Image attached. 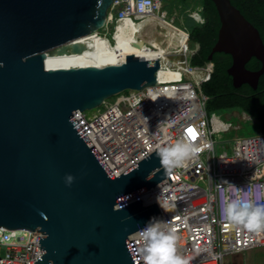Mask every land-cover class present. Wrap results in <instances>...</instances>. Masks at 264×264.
I'll return each instance as SVG.
<instances>
[{
	"label": "water",
	"instance_id": "95a60500",
	"mask_svg": "<svg viewBox=\"0 0 264 264\" xmlns=\"http://www.w3.org/2000/svg\"><path fill=\"white\" fill-rule=\"evenodd\" d=\"M114 1L0 0V227L42 234L34 264H138L128 236L161 219L139 195L171 173L158 151L114 175L74 116L156 85L159 60L128 53L100 66L45 64L47 55L81 52L78 38L104 27ZM212 2L220 26L208 59L229 54L233 86L256 88L264 70L258 30L230 0ZM251 57L259 69L245 67Z\"/></svg>",
	"mask_w": 264,
	"mask_h": 264
},
{
	"label": "built area",
	"instance_id": "2783aa9c",
	"mask_svg": "<svg viewBox=\"0 0 264 264\" xmlns=\"http://www.w3.org/2000/svg\"><path fill=\"white\" fill-rule=\"evenodd\" d=\"M164 1L115 0L110 6L113 9L110 22L136 19L153 12L172 23L173 16L160 12ZM200 10L198 18L190 15L196 22H202ZM179 28L186 33L184 52L191 51L190 60L198 45L189 47L187 30ZM189 60L190 69H206L199 81L194 78L159 80V69L156 85L140 91L120 92L104 100L95 111L89 114L86 110L75 111L74 116L114 175L155 149L159 151L160 147L180 142L200 148L199 152L190 153L179 164L169 167L171 173L167 177L139 195L156 204L158 195L161 199L175 197L169 201L175 205L169 211H163L158 204L157 207L161 220L169 224L161 227L165 231L175 228V252L188 264H254L242 263L236 257L264 246V229L248 230L222 214L224 198H235L223 182L228 181L250 193H254L257 186H264V133L258 130L253 135L236 136L228 146L224 143L228 140L219 141L216 148L215 134L239 129L240 124L206 113L207 97L201 93L200 85L209 79L212 63L192 66ZM232 110L230 115H235L238 122L257 123L246 113ZM163 189L167 191L162 193ZM249 199L254 205L264 204V196L257 201L253 194ZM142 228L128 236L138 264H143L139 259L141 245L137 235ZM41 235L36 229L0 227V264H34L36 257L40 259L42 255L38 247Z\"/></svg>",
	"mask_w": 264,
	"mask_h": 264
},
{
	"label": "trees",
	"instance_id": "16d2710c",
	"mask_svg": "<svg viewBox=\"0 0 264 264\" xmlns=\"http://www.w3.org/2000/svg\"><path fill=\"white\" fill-rule=\"evenodd\" d=\"M186 4L187 0H178ZM241 14L258 30L264 45V0H230ZM202 22H196L187 30L188 43L197 44L196 52L188 60L192 66H202L206 62L212 63L209 79L200 85V91L207 99L205 111L222 109H236L249 115L257 121L259 130L264 133V70L259 76L256 88L243 83L238 87L233 86L227 68L231 64V56L224 52H214L211 60L208 54L211 51L220 26L218 13L212 0H198ZM191 45V46H192ZM261 62L251 57L245 67L257 70Z\"/></svg>",
	"mask_w": 264,
	"mask_h": 264
},
{
	"label": "rangeland",
	"instance_id": "374dc122",
	"mask_svg": "<svg viewBox=\"0 0 264 264\" xmlns=\"http://www.w3.org/2000/svg\"><path fill=\"white\" fill-rule=\"evenodd\" d=\"M164 8L160 9L161 11H164L168 13L171 16H173L172 23H165L160 19V15L155 14L150 16L149 14L143 15V16H137L136 19L130 18L125 20H119L118 24L115 26V21L111 20L112 18V8L108 10V13H110V18L108 21H106V25L99 29L98 31H95V33L100 34L102 36H108L110 39L114 38L118 31L119 33V40L122 41L121 43H129L130 41H141L144 44V47L140 48L137 52H134L135 55L140 56L142 58H156L158 57H152L147 56L146 52L143 53V55H139L140 52L142 53L143 48L144 51L147 50H157L162 51L163 48L166 45L173 47L172 53H166L170 58H174L175 62H177L179 65L183 63L184 58H186V52H184V45L182 49L177 50V44L180 41H183L185 39V35L182 32V30L179 27H186V29L190 28L195 21H193L191 16L199 17L198 12L200 10L198 0H187L186 4H182L178 0H165L164 1ZM191 7V8H190ZM107 13V15H108ZM188 13H190L188 15ZM195 14V15H194ZM191 15V16H190ZM157 16V17H156ZM190 17V18H188ZM179 26V27H178ZM115 27V29H114ZM131 45V44H130ZM189 43V47H193ZM115 49L120 51V47L117 45ZM133 54V53H132ZM126 54H121L123 58H125ZM160 61V66L165 68H172L176 69L177 66L173 65L172 63H166L165 60L158 59ZM178 70V69H177ZM126 92V91H125ZM96 108L91 110H86L85 113L89 114L93 111H95ZM234 110H228V109H222L218 111H212L209 112L210 115H220L222 119H227L231 121L233 124H240L239 129H231L228 132H220L219 134H215L216 136V148L218 147L217 143H220L219 141H225L224 143L228 146V142H231L236 136L242 137V136H249L255 134L258 130V124L256 122H252L250 120H239L235 115H230L233 113ZM238 260H240L242 263H254V264H264V246L257 247L255 249L242 252L236 257Z\"/></svg>",
	"mask_w": 264,
	"mask_h": 264
},
{
	"label": "clouds",
	"instance_id": "9594fccd",
	"mask_svg": "<svg viewBox=\"0 0 264 264\" xmlns=\"http://www.w3.org/2000/svg\"><path fill=\"white\" fill-rule=\"evenodd\" d=\"M0 66H2V62H0ZM150 97L153 100L156 99L155 96ZM199 151L200 148L177 142L172 146L160 147L157 155L165 167H172L179 164L190 153ZM146 178L151 179L150 176ZM71 180L72 176L68 174L67 181L70 182ZM223 183L228 186L229 191L234 194L235 198H224L225 203L222 206V214L228 220L243 225L248 230L259 232L264 229V204L254 205L252 200L249 199L254 194V199L259 201L264 196V186H257L255 192L250 193L247 189L238 188L228 181ZM166 191L167 189H163L162 193ZM128 198L127 195L122 197L124 200H128ZM174 199V196H165L161 199L158 195L156 202L163 211H169L175 207L173 203L169 202ZM123 206L117 205L118 208ZM162 224L169 225L167 221L152 216L145 223V226L138 231L137 235L141 245L138 248L139 259L143 261V264H188L185 258L175 252V241L177 239L175 228L169 227L165 231L161 227Z\"/></svg>",
	"mask_w": 264,
	"mask_h": 264
},
{
	"label": "bare ground",
	"instance_id": "6f19581e",
	"mask_svg": "<svg viewBox=\"0 0 264 264\" xmlns=\"http://www.w3.org/2000/svg\"><path fill=\"white\" fill-rule=\"evenodd\" d=\"M191 8V7H190ZM113 14V13H112ZM150 16L154 15L156 13H148ZM190 14V13H189ZM146 15V14H145ZM143 16V15H142ZM139 17V16H138ZM157 17V16H156ZM110 18V13H108L106 17V21H108ZM137 18V17H136ZM128 18H126L127 20ZM160 19L165 23H170L168 20H165L160 16ZM125 20V19H123ZM119 20L115 23L118 24ZM106 25V22L104 26ZM115 29V27H114ZM182 32L185 35L186 33L182 30ZM119 33L117 32L116 36L112 39L108 36H102L100 34L95 33V31L81 36L78 38V42L82 43L85 47L84 49L79 53H72L70 51H66L62 54H50L47 55L45 58V64L49 68H56V67H78V66H84V65H105L109 63H118L124 58L121 56V54H128L137 52L140 48L144 47V43L141 41H130L129 43L122 44L119 40ZM185 40V39H184ZM184 40L180 41L177 44L176 51L182 49L184 45ZM131 44V45H130ZM120 47V51L116 50V46ZM166 48H163L162 51H155V50H147L144 51L145 48H143L142 53L140 52L139 55H143V53H147V56L152 57H158V59L165 60L166 63H172L173 65L177 66L176 69L172 68H165L160 66V70L158 72V79L159 80H172L175 78H181L182 80H190L195 79L196 81H199L200 78L204 75L206 69L205 68H195L193 67L190 69L188 67V57L190 55L189 53H186V58H184V61L182 64H178L175 62L174 58H170L166 53H172L173 47L166 45ZM184 51V50H183ZM150 59V58H148ZM155 59V58H151ZM178 69V70H177Z\"/></svg>",
	"mask_w": 264,
	"mask_h": 264
}]
</instances>
